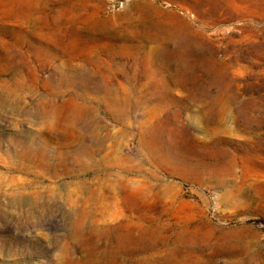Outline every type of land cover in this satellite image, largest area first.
Wrapping results in <instances>:
<instances>
[{
    "label": "rangeland",
    "instance_id": "374dc122",
    "mask_svg": "<svg viewBox=\"0 0 264 264\" xmlns=\"http://www.w3.org/2000/svg\"><path fill=\"white\" fill-rule=\"evenodd\" d=\"M0 38V264H264V0H0Z\"/></svg>",
    "mask_w": 264,
    "mask_h": 264
},
{
    "label": "bare ground",
    "instance_id": "6f19581e",
    "mask_svg": "<svg viewBox=\"0 0 264 264\" xmlns=\"http://www.w3.org/2000/svg\"><path fill=\"white\" fill-rule=\"evenodd\" d=\"M23 1H25L26 3H29V2H31L32 0H23ZM19 40V39H18ZM13 42V41H12ZM25 43V42H24ZM0 44L3 46L2 48H0V49H2L3 51H4V54L7 56V59L10 57V58H13V57H11V55H12V51L14 50L13 49V47H12V45H9V42H8V40H5V39H3V38H0ZM15 44V43H14ZM14 46H16V45H14ZM16 48H17V46L15 47V50H16ZM54 49V48H53ZM10 60V59H9ZM8 60V61H9ZM13 61H14V59H13ZM9 64V63H8ZM3 75V74H2ZM16 85V84H15ZM102 206V205H101ZM104 207H105V205H104ZM111 209V208H110ZM116 212V211H115ZM114 212V213H115ZM82 214V213H81ZM121 214V213H120ZM118 215V214H117ZM120 216V215H119ZM81 218H83V217H81ZM83 220H84V218H83ZM137 227V226H136ZM132 229V228H131ZM116 247V246H115ZM117 248V247H116Z\"/></svg>",
    "mask_w": 264,
    "mask_h": 264
}]
</instances>
